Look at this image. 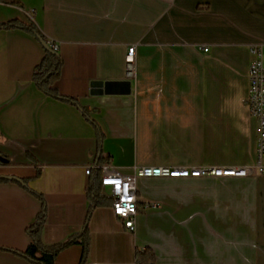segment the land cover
<instances>
[{
    "label": "crops",
    "instance_id": "1",
    "mask_svg": "<svg viewBox=\"0 0 264 264\" xmlns=\"http://www.w3.org/2000/svg\"><path fill=\"white\" fill-rule=\"evenodd\" d=\"M11 20L34 23L60 44L55 88L99 126L104 165L129 175L139 166L256 162L257 121L246 99L250 46L264 42V0H0V23ZM132 45L135 79L125 64ZM45 54L33 35L0 30V152L8 160L0 175L25 179L42 196L41 239L52 246L83 229L85 169L96 165L98 138L77 106L36 87ZM93 81H130V92L92 94ZM134 184L135 230L111 206L97 207L88 251L73 243L54 264H136L145 248L156 264H264V176ZM32 191L0 183V264H31L3 248H28L42 208Z\"/></svg>",
    "mask_w": 264,
    "mask_h": 264
},
{
    "label": "built area",
    "instance_id": "2",
    "mask_svg": "<svg viewBox=\"0 0 264 264\" xmlns=\"http://www.w3.org/2000/svg\"><path fill=\"white\" fill-rule=\"evenodd\" d=\"M171 1V0H168ZM48 46L58 52L60 44L47 40ZM205 52L208 48L203 49ZM252 60L249 67V91L246 103L251 116L257 121V159L250 166H139L132 174L125 175L115 168L88 166L85 174L90 176L94 169L101 171V194L112 201V212L121 226L128 232L135 230L138 214V194L136 178H244L264 176V42L250 46ZM126 72L129 79L136 76V47L130 46L125 56ZM96 264V263H95Z\"/></svg>",
    "mask_w": 264,
    "mask_h": 264
},
{
    "label": "trees",
    "instance_id": "3",
    "mask_svg": "<svg viewBox=\"0 0 264 264\" xmlns=\"http://www.w3.org/2000/svg\"><path fill=\"white\" fill-rule=\"evenodd\" d=\"M13 29L23 30L28 34L36 37L42 43V45L45 48L46 54L43 60L41 61V63L35 68L33 74V81L36 87L47 96L58 99L60 101L71 103L77 106L82 111L86 119L90 121L91 124L94 126L97 133L98 147H97V157L95 163L96 165L106 164L108 162V158L103 156V152L101 149L103 134L99 126L89 118L87 111L79 105L76 99L60 95L55 88V83L61 76L62 65H63V61L59 53L54 51L48 46L47 38L34 23L26 24L19 20H11L5 23H0V30H13ZM7 164H8V160L6 156L0 152V166H5ZM100 176H101V171L99 169H94L90 174L89 184L87 188V195L90 201V205L88 207V211L86 214V219L82 231L79 234L72 236L63 243L48 246L45 245L41 239L43 226L47 218V206L42 196L29 189L27 186V181L25 179H14V178H9L6 175H0V183H7V182L18 183L21 186L32 191L42 201V208L37 217L36 222L27 229V234L31 239L28 248L25 251L9 250L7 248H3V249L14 252L16 255L20 256L21 258L25 259L31 264H54V260L57 254L61 252L63 249H65L67 246L76 242H81V244L84 247V252L86 253L91 243V237L89 232V221L94 209L102 206H111L112 204V201L110 199L105 198L101 194ZM135 260H136V264H156L155 255L152 252V250L149 248L136 250Z\"/></svg>",
    "mask_w": 264,
    "mask_h": 264
},
{
    "label": "water",
    "instance_id": "4",
    "mask_svg": "<svg viewBox=\"0 0 264 264\" xmlns=\"http://www.w3.org/2000/svg\"><path fill=\"white\" fill-rule=\"evenodd\" d=\"M91 93L92 94H102L111 92H121L123 94H128L130 92V81L121 82H102L93 81L91 82ZM9 178L19 179L13 176H8Z\"/></svg>",
    "mask_w": 264,
    "mask_h": 264
}]
</instances>
